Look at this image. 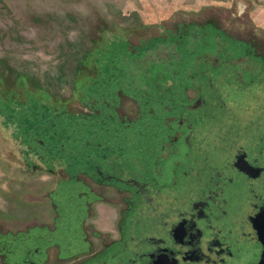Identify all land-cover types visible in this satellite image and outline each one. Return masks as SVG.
<instances>
[{
    "label": "rangeland",
    "instance_id": "obj_1",
    "mask_svg": "<svg viewBox=\"0 0 264 264\" xmlns=\"http://www.w3.org/2000/svg\"><path fill=\"white\" fill-rule=\"evenodd\" d=\"M263 58L264 0H0V264L24 242L59 264L90 194L125 210L135 188L99 170L192 183L209 86L229 116L228 82Z\"/></svg>",
    "mask_w": 264,
    "mask_h": 264
},
{
    "label": "flooded vegetation",
    "instance_id": "obj_2",
    "mask_svg": "<svg viewBox=\"0 0 264 264\" xmlns=\"http://www.w3.org/2000/svg\"><path fill=\"white\" fill-rule=\"evenodd\" d=\"M241 70L250 79L228 82L232 115L225 117L218 105L222 96H211L213 86H209L207 98L217 100L210 110H217V116L201 117L197 124L201 126L195 127L198 148L189 154L202 168L190 176L193 182L181 178L170 189L173 192L159 188L153 193L148 180L119 178L99 170L101 177L135 188L134 198L130 202L125 198L126 209L119 212L107 207L111 201L105 199V206L99 208V195L85 194L88 197L77 203L82 220H69L82 225L68 224L66 229L78 231L82 226L77 250L60 251L59 264H264V58ZM91 199L98 201L93 203L95 213L88 229L84 216L89 217ZM45 240L47 247L50 242ZM24 243L26 254H7L8 262L46 264L50 259L47 252L35 254L38 248L33 251Z\"/></svg>",
    "mask_w": 264,
    "mask_h": 264
}]
</instances>
